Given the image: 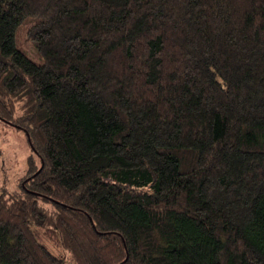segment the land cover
<instances>
[{"label": "trees", "instance_id": "16d2710c", "mask_svg": "<svg viewBox=\"0 0 264 264\" xmlns=\"http://www.w3.org/2000/svg\"><path fill=\"white\" fill-rule=\"evenodd\" d=\"M0 119V264H264V0H0Z\"/></svg>", "mask_w": 264, "mask_h": 264}, {"label": "rangeland", "instance_id": "374dc122", "mask_svg": "<svg viewBox=\"0 0 264 264\" xmlns=\"http://www.w3.org/2000/svg\"><path fill=\"white\" fill-rule=\"evenodd\" d=\"M18 45L31 60L36 63L41 62L33 41L25 31L19 33ZM30 155L26 134L15 125L0 119V195L20 191V183L27 173ZM48 245L54 253L61 257L64 255L65 260L70 262L67 253L64 254L52 243Z\"/></svg>", "mask_w": 264, "mask_h": 264}]
</instances>
